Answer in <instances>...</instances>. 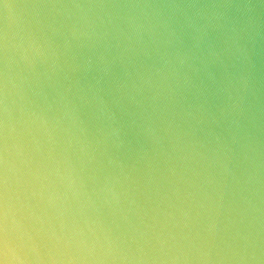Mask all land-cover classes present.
Returning <instances> with one entry per match:
<instances>
[{
	"label": "clouds",
	"instance_id": "obj_1",
	"mask_svg": "<svg viewBox=\"0 0 264 264\" xmlns=\"http://www.w3.org/2000/svg\"><path fill=\"white\" fill-rule=\"evenodd\" d=\"M0 264H264V0H0Z\"/></svg>",
	"mask_w": 264,
	"mask_h": 264
}]
</instances>
